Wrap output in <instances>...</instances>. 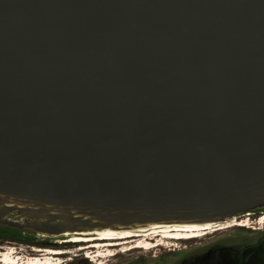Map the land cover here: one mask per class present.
<instances>
[{"label":"water","instance_id":"obj_1","mask_svg":"<svg viewBox=\"0 0 264 264\" xmlns=\"http://www.w3.org/2000/svg\"><path fill=\"white\" fill-rule=\"evenodd\" d=\"M263 207L264 0H0V226Z\"/></svg>","mask_w":264,"mask_h":264},{"label":"rangeland","instance_id":"obj_2","mask_svg":"<svg viewBox=\"0 0 264 264\" xmlns=\"http://www.w3.org/2000/svg\"><path fill=\"white\" fill-rule=\"evenodd\" d=\"M264 215V207L251 211L249 213L237 215L234 220H243L247 217L251 219V222L248 227H234L227 230H222L218 232H214L212 234H209L208 236H205L203 238H194L192 240H167L165 241L164 245L155 246L152 248V250L147 251L146 249H135L131 250L127 253H120L121 250L133 247L134 244H128L126 247L125 245L120 247H114L111 248L114 253H118L112 257L107 258H98V260L89 261L86 259V255H91L93 252L92 250H86L83 251L80 249V247H88L95 243L93 242H102L104 240H92V244L85 245L89 242H80L75 243L71 242L77 235H58V236H48L43 234H38L33 231H24L23 229H8L5 227L0 226V252H5L7 249H14L16 251L15 256L20 257H34V251L33 249H62L63 251H69L67 256H71L74 258V261H72L73 264H85L81 260H86L87 264H99V260H103L102 264H114L117 262V264L124 263L126 261H132L133 263L140 261L142 258L145 260L146 264H156L155 260L159 259V257L165 256L166 259H173V256L170 255H183V254H189L192 252H200L203 253L207 251L209 248H212L213 246H224L229 244L230 242H236V241H244V240H254L256 237H258V227L259 226L256 222ZM239 218V219H238ZM256 221V222H255ZM252 226V227H251ZM256 228V229H254ZM150 234V236H153L155 233H152V231L145 232V236ZM11 237H10V236ZM128 234H113L109 236H126ZM138 236L133 237L131 239H139L144 238L145 236ZM105 236V235H104ZM82 237H85L84 239H95L98 236L97 234H91V235H84L80 237H76L79 239H83ZM87 237V238H86ZM160 238H157L155 244H158ZM130 241V240H129ZM62 243V245L57 244V247H53L56 243ZM98 242V243H99ZM52 243L53 246H47L46 244ZM132 243V242H131ZM72 244V245H70ZM66 245V246H65ZM82 245V246H81ZM4 248V251L2 250ZM107 248H102V250H106ZM175 249V250H174ZM115 250V251H114ZM71 253V254H70ZM107 255V253H106ZM76 256V257H75ZM91 258L93 256L91 255ZM157 258V259H156ZM64 260V259H63ZM66 260V259H65ZM63 262L65 264L66 262H69L70 260H67ZM163 260V259H162ZM81 261V262H80ZM71 262V261H70ZM3 264V263H0ZM69 264V263H68Z\"/></svg>","mask_w":264,"mask_h":264},{"label":"bare ground","instance_id":"obj_3","mask_svg":"<svg viewBox=\"0 0 264 264\" xmlns=\"http://www.w3.org/2000/svg\"><path fill=\"white\" fill-rule=\"evenodd\" d=\"M264 216V215H263ZM239 219V218H238ZM251 222L250 218H246L243 220H231L227 221L222 224L214 225L213 223L209 224H186V225H164L160 226L158 224H151L147 226L146 228H137L133 230H105L97 232L96 234L101 237H97L95 239L101 240L103 239L101 243L99 242H93L95 244H92V240L94 239H84L85 237H82L83 239H76L80 242H89L85 245H91L88 247H80V249L83 251L86 250H92L99 248L97 255L99 256H113L114 252L111 248L113 247H120L125 245V247L129 244H134L133 247L123 249L120 251L123 253H127L131 250L135 249H146L147 251L152 250L155 246H162L164 245L165 241L169 240H183V239H194V238H203L205 236H208L209 234H212L214 232L227 230L234 227H248ZM256 222V221H255ZM259 226H264V217L261 216V218L256 222ZM252 227V226H251ZM152 231V233H155L153 236L147 235L145 236V232ZM113 234H128L126 236H109ZM82 236L87 234H81ZM81 235H77L76 237H80ZM105 235V236H104ZM138 235L145 237L139 239H131L133 236ZM75 237V238H76ZM87 238V237H86ZM157 238H160L159 243L155 244L154 241H156ZM75 240V239H73ZM130 240V241H129ZM132 242V243H131ZM160 244V245H159ZM131 246V245H130ZM157 246V247H158ZM102 248H107L105 251L102 250ZM4 251V250H3ZM35 252H41L45 255H36L34 257H20L15 256L16 251L14 249H7L5 252H0V263L3 264H62V261L57 256H60L62 254L68 253V251H63L62 249H34ZM115 251V250H114ZM71 254V253H70ZM117 254V253H116ZM92 255V254H91ZM95 255V254H94ZM102 259V258H101Z\"/></svg>","mask_w":264,"mask_h":264},{"label":"flooded vegetation","instance_id":"obj_4","mask_svg":"<svg viewBox=\"0 0 264 264\" xmlns=\"http://www.w3.org/2000/svg\"><path fill=\"white\" fill-rule=\"evenodd\" d=\"M238 227H241V226H238ZM243 228H245V227H243ZM254 229H256V228H254ZM257 230L259 231L258 232L259 235L254 240H249V239L244 240V241L240 240V241H236V242H230L229 244L224 245V246H213L212 248H209L207 251H205L203 253L192 252V253L183 254V255H170V256H173L172 260L166 259L165 256H163V257H159V259L156 258L157 260H155V263L156 264H264V226L258 227ZM133 237H138V235H135ZM74 239L75 240H72L71 242L80 243L79 240H76L79 238H74ZM94 240H98V239H94ZM101 240H103V239H101ZM134 240H136V239H134ZM57 244L62 245L61 242L56 243L55 245L52 243H49L46 245L47 246H53L54 245L53 247H57ZM70 245H72V244H70ZM34 249H33V251H34ZM2 250H4V248ZM94 250L95 249L92 248V251H94ZM98 250H99V248H97V250H95V252H93V254H92L93 258H91V255H88V256L86 255V259H88L89 261L92 262L94 260L97 261L98 258L112 257V256H107V255L106 256H99V255H97ZM68 253H69V251H68ZM68 253L57 256L56 258L60 259L62 261V264H63L65 259H66L65 261H67V260L71 261V262L70 261L66 262L65 264H68V263L73 264L72 261H74V258H72L71 256H67ZM121 253H123V252H121ZM34 254H35L34 256L45 255L44 253L42 254L41 252H35V251H34ZM114 255H116V253H114ZM81 261L84 262L85 264H87L86 260H81ZM102 263H103V260H101V261L99 260V264H102ZM114 264H117V262ZM121 264H146V262L142 258L140 261H137L135 263H133L132 261H129V262L126 261V262L121 263Z\"/></svg>","mask_w":264,"mask_h":264}]
</instances>
